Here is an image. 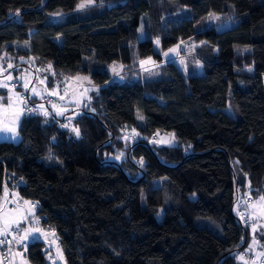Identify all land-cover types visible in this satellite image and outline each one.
I'll list each match as a JSON object with an SVG mask.
<instances>
[{
	"label": "trees",
	"instance_id": "obj_1",
	"mask_svg": "<svg viewBox=\"0 0 264 264\" xmlns=\"http://www.w3.org/2000/svg\"><path fill=\"white\" fill-rule=\"evenodd\" d=\"M141 1L149 11L129 0L82 10L80 0H0L14 80L37 67L47 89L81 73L98 84L74 118L79 137L43 99L51 92L29 88L41 112L22 116L18 140L0 139V196L6 185L37 203L30 218L57 229L65 264H242L254 234L240 201L264 193V0ZM177 14L193 27L167 18ZM180 41L195 43L185 71L168 61L142 76L144 58ZM115 59L121 80H110ZM123 128L137 135L125 143ZM158 129L177 143L155 141ZM117 147L122 157L106 159ZM49 241H28L31 264H53Z\"/></svg>",
	"mask_w": 264,
	"mask_h": 264
},
{
	"label": "rangeland",
	"instance_id": "obj_2",
	"mask_svg": "<svg viewBox=\"0 0 264 264\" xmlns=\"http://www.w3.org/2000/svg\"><path fill=\"white\" fill-rule=\"evenodd\" d=\"M131 2H134L136 4H140L143 7H145L146 11L150 10V6L146 3L142 2L141 0H129ZM81 3V0L80 2ZM63 13H59L60 16ZM157 14H161L160 11L157 12ZM166 16V15H165ZM216 15H213L210 17L209 21L210 23L214 22L216 19ZM168 19L171 20V22H174L175 24H179L188 28H192L193 25L188 22V19H184L181 14L177 15H170L167 16ZM235 23V21L232 22V24ZM230 24V23H229ZM229 24H225L220 28L227 27ZM55 38L58 41H62L63 34H57ZM202 39L203 41L213 43L216 46L220 45H229L228 42L220 39L214 34H211L209 32H202ZM194 42L185 43V42H177L176 44L172 45L169 48H166L161 51V58H156L154 56H149L144 58L142 61H145L144 64H141V73L144 78H151L156 77L161 69V65L168 62V61H174L176 62L179 67L185 71L186 63L185 61L187 59H191V49L194 46ZM156 48H159V40L155 41ZM237 48V47H236ZM238 49V48H237ZM174 50V51H170ZM185 51L189 52L185 55ZM241 51L246 53L251 58L255 57L250 54L246 48H242ZM167 53V55H165ZM13 57L14 55L4 51L2 54H0V83L7 84V87H0V90H7L6 95L0 94V97H3L2 100H0V113H3L5 107L7 106L9 100L12 102L13 107L11 109H8L9 116L5 120L2 115H0V120L3 121V123H6L9 128H14L15 131H17V134L15 135V138L12 137L14 140L19 139L18 135V124L24 114V99L21 97V91L13 86L10 85L11 82L14 80V74L13 71H11V67L9 65H13ZM151 58V59H149ZM257 59V58H256ZM198 64V69L201 70L200 62H196ZM122 63L118 59L112 60L108 63L107 69L111 73V79L110 80H121L122 79ZM47 67L51 68V64L49 63ZM261 68H263L261 66ZM33 75L35 79V83L33 81V85L30 88V94L35 95L36 93H41V95L45 92H55L52 96L54 100L51 102V106L55 105L56 107L54 109V113H57L58 110H63V115H58L59 117H64L65 125H67L70 128H78L74 123V118L77 116V114L80 112L81 107L87 105L88 99H89V92L93 88H97L98 84H96L90 73H81L79 75L73 76L65 81L63 86L61 87L59 84L55 85L53 88L47 89L46 83L43 77L39 76V73L37 72V67H33ZM264 74V70H263ZM8 77H11V79H8ZM38 77V78H37ZM108 83V82H106ZM35 89V93L32 91V89ZM50 95V94H47ZM5 96V97H4ZM44 96V95H43ZM58 96V97H57ZM63 97V99H61ZM23 101V103H21ZM39 105V104H38ZM41 105L43 107H41ZM42 110H49V107L47 106L45 101H41V104L39 105ZM51 111V110H49ZM21 113L19 116V120L16 123H12V116L11 113ZM3 124H0V127H2ZM11 132V131H7ZM133 133L137 135L136 130L123 128L120 132L119 138L123 139L125 143L129 140V133ZM13 133V132H11ZM3 132H0V139L2 138ZM153 137L155 141H158L159 143L172 145L177 143V137L175 135V132L172 130H166V129H158ZM118 152H110L108 156H106V159H120L122 157L121 154V148L117 147ZM250 189H248L246 192L243 193L242 196L246 195L245 205L248 204V202L251 200L250 196ZM8 188H5L4 193L5 197L2 201H0V219L2 220L3 224L5 221L12 223L13 221L19 222L18 225H20L21 221L28 220V215L26 216V206L29 207V203H25L24 205L18 201V196L15 195V198H11V193ZM259 193V192H258ZM255 194V193H254ZM9 203H14V205H9ZM244 205V206H245ZM12 206V208H10ZM9 212H12L15 216L8 217ZM33 214V213H32ZM31 214V215H32ZM5 217V218H4ZM17 224H12V226H16ZM51 241L53 242L52 238ZM253 241H251L248 245H251ZM55 247V251L53 253V264H65V258L64 253L58 247L55 243H51ZM248 247V246H247ZM62 257V258H61ZM0 264H13V262H6L3 261L0 258ZM20 264H31L28 258H24V260H21Z\"/></svg>",
	"mask_w": 264,
	"mask_h": 264
},
{
	"label": "built area",
	"instance_id": "obj_3",
	"mask_svg": "<svg viewBox=\"0 0 264 264\" xmlns=\"http://www.w3.org/2000/svg\"><path fill=\"white\" fill-rule=\"evenodd\" d=\"M34 71L31 67H26L23 69V71L20 73L19 77L13 80V82L10 83L13 87H20L21 97L24 99V114H30L35 113L39 114L41 112L40 108L37 106V104L33 101L31 96L27 93L29 88L32 85L33 82V75ZM35 74V73H34ZM27 82L28 89L26 90L23 87V84ZM44 100H49L52 102L54 98H52V95H44L42 96ZM130 138H135L133 133H129L128 135ZM246 195L242 196L240 204L245 207V200ZM30 207L32 209H36L37 203L34 201L29 202ZM244 215H246V212H243ZM0 226L4 228V224L2 220L0 219ZM46 228L47 231L51 234V238L54 243H57L59 240L57 229L54 226L51 225H44L42 222V218L40 216H37L34 221H30L29 219L27 221H24L20 225L11 226L9 229H7V241L6 245L0 246V257L3 261L8 262L12 256H14L20 249L24 252L28 251V240L27 236L29 233L35 232L36 229H42ZM26 237V238H24ZM24 238V239H21ZM240 256L243 257L241 260L242 264H264V256H260L256 252V245L253 246L251 250H249L248 247L241 251L239 253Z\"/></svg>",
	"mask_w": 264,
	"mask_h": 264
},
{
	"label": "crops",
	"instance_id": "obj_4",
	"mask_svg": "<svg viewBox=\"0 0 264 264\" xmlns=\"http://www.w3.org/2000/svg\"><path fill=\"white\" fill-rule=\"evenodd\" d=\"M41 93H36L35 95H40ZM19 126V124H18ZM15 133L17 134V131H15ZM3 139H11L13 137V133H9V132H3V134L1 135ZM5 188H8L10 191H12L11 193V198L14 197L15 195L18 196V201L20 203H22L23 205L25 204V200L19 193V191L17 189H11L8 186H4L3 187V191L2 194L0 196V201H2L5 197V193L4 190ZM264 195V193H255V194H250L251 196V200L248 202L247 205H245V210H246V215L245 218L250 222L251 225V229L253 232V225H256V231L254 234L255 239L258 241V243L256 244V252L259 255L260 253H264V247H262V245H264V217H260L259 216V210L258 209H254L253 204L255 201L258 200L259 196ZM30 202V201H27ZM9 205H14V203H9ZM12 208V206L10 207ZM26 216L28 215V219L30 221H34L35 218L31 219L30 216L32 213H34V209H31L30 204L29 207L26 206ZM255 213V214H254ZM11 216H15L12 212H9L8 217ZM5 218V217H4ZM26 220V218L24 219V221ZM24 221H21L20 224H22ZM0 228H3L2 226H0ZM40 231L37 232H32L29 233L27 236V240L29 241L30 239L33 238H43V239H50L51 241V234L47 231L46 228H42L39 229ZM7 232H5L4 235H0V241H3V243H0V246L6 245V241H7ZM49 241V242H50ZM54 243V242H53ZM57 244V243H55ZM1 258V257H0ZM24 258H28L26 255V252H24L23 250H19L14 256L11 257V259L8 262H13V264H20L21 260H24ZM52 259H53V255H52ZM29 260V259H28Z\"/></svg>",
	"mask_w": 264,
	"mask_h": 264
},
{
	"label": "snow or ice",
	"instance_id": "obj_5",
	"mask_svg": "<svg viewBox=\"0 0 264 264\" xmlns=\"http://www.w3.org/2000/svg\"><path fill=\"white\" fill-rule=\"evenodd\" d=\"M94 3H95V0H81V3H79L77 5V10L85 9V8L93 5ZM16 15H19V11H17ZM56 15H59V13H57ZM170 51H174V50H170ZM165 55H167V53H165ZM149 59H151V58H149ZM144 63H145V61H141V64H144ZM9 67H11V65H9ZM8 79H11V77H8ZM0 87H5L6 88L7 84L0 83ZM23 87L26 90L28 89L27 82H25L23 84ZM32 91L35 93V89L34 88L32 89ZM50 94L54 95L56 93L53 91ZM2 99H3V97H0V100H2ZM61 99H63V97H61ZM21 103H23V101H21ZM12 107H13L12 102L9 100V102H8L7 106L5 107L3 113H0V115H2L5 120L9 116L8 109H11ZM41 107H43V106L41 105ZM53 107L55 108L56 106L53 105ZM20 114L21 113H15V112L11 113L12 123H16L19 120ZM45 114L47 115V113H45ZM57 114L58 115H63V110L62 109L58 110ZM0 124H3V126L0 127V132L11 131V132H13V138H15L16 133H15V129L14 128H9L6 123H3L2 120H0ZM62 127H67V125H62ZM72 131L77 135V137L80 136L79 128H73ZM25 203H29V202L25 201ZM253 207H254V209H258L259 210V216L260 217H264V195L259 196L258 200L254 202ZM13 223L18 225L19 222L13 221L12 223H9V222L5 221L4 222V228H0V235H4L5 232L7 231V229H9L12 226ZM35 231L39 232L40 230L36 229ZM255 231H256V225L254 224L253 225V233H255ZM24 238H26V237H24ZM24 238H21V239H24ZM0 243H3V241H0ZM257 243H258V241L255 239V236H254L253 237V243L251 245H249V250H251L253 248V246L256 245ZM262 247H264V245H262ZM259 255L260 256H264V253H260ZM240 259H243V257L241 256Z\"/></svg>",
	"mask_w": 264,
	"mask_h": 264
}]
</instances>
